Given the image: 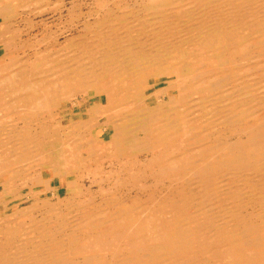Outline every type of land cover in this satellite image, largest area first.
I'll return each mask as SVG.
<instances>
[{"label":"bare ground","instance_id":"6f19581e","mask_svg":"<svg viewBox=\"0 0 264 264\" xmlns=\"http://www.w3.org/2000/svg\"><path fill=\"white\" fill-rule=\"evenodd\" d=\"M138 1L62 46L0 0V264H264V0Z\"/></svg>","mask_w":264,"mask_h":264},{"label":"rangeland","instance_id":"374dc122","mask_svg":"<svg viewBox=\"0 0 264 264\" xmlns=\"http://www.w3.org/2000/svg\"><path fill=\"white\" fill-rule=\"evenodd\" d=\"M24 3H22L21 5H17L15 3H13L12 5H14L15 7L12 8L14 10V12L12 14L9 15V23L11 24L10 26L12 28H22V32H24L23 34L20 33L18 34L19 36L22 35V37L19 38V40L21 41H25L27 39H30V42L32 41H39L41 39V30L44 28V30H52L54 31L55 33V37H56V41H58L60 43V45L63 46V43L65 45V39L66 41L68 40L67 38L70 36V37H73L74 35L78 36L81 34V31L83 32V27H84V24L86 22H93L95 20L98 19V17H102L103 16V13H99L97 14V12L95 10H98V4L97 0H62V2H59L57 3L55 0H44L42 3L41 1L39 2L38 1V6L36 4L31 3V0H23ZM133 1H137L138 2V5H141L142 4H139V1L138 0H131V2ZM26 3H29L26 4ZM57 3V4H56ZM62 3V4H61ZM96 3V4H95ZM25 4V5H24ZM34 4V5H33ZM61 4V5H60ZM82 6H81V5ZM8 5L10 6L11 4L8 3ZM23 5V6H22ZM33 5V7H32ZM74 5L75 8H76V11L71 17L68 16V15H71L69 12H68V9ZM27 6V7H26ZM31 6V7H30ZM79 6V7H78ZM82 8H81V7ZM88 6V8H87ZM11 7V6H10ZM89 7H91L89 9ZM94 8V9H93ZM97 8V9H96ZM21 11H20V10ZM55 9V10H54ZM65 9V10H64ZM81 11H79V10ZM18 10V11H17ZM34 10V11H33ZM60 10V11H59ZM88 10V11H87ZM93 10V11H91ZM25 11V12H24ZM32 11V12H31ZM58 11V12H57ZM23 12V13H22ZM36 12V13H35ZM41 12V13H40ZM48 12V13H47ZM53 12V13H52ZM87 12V13H86ZM92 12V13H91ZM29 13V14H28ZM14 14V15H13ZM19 14L21 15V17L19 16ZM47 14V16H46ZM63 14V15H62ZM66 14V15H65ZM68 14V15H67ZM86 14V15H85ZM94 14V15H93ZM96 14V15H95ZM13 15V16H12ZM23 15V16H22ZM28 15V16H27ZM33 15V16H32ZM53 15V16H52ZM62 15V16H60ZM93 15V16H92ZM100 15V16H99ZM40 16V17H39ZM43 16V17H42ZM87 16V18H86ZM39 17V18H38ZM71 19H70V18ZM74 17H77L78 19H75ZM91 17V18H90ZM32 20H31V19ZM38 20H37V19ZM44 20H43V19ZM53 18V19H52ZM69 18V20L67 19ZM75 20H74V19ZM14 19V20H13ZM36 19V20H35ZM73 19V20H72ZM1 20V18H0ZM13 20V21H12ZM55 20V21H54ZM78 20V21H76ZM91 20V21H89ZM15 21V23H14ZM21 21V22H20ZM32 21V22H31ZM37 23H36V22ZM47 21L49 23H47ZM62 21V23H61ZM69 21V22H68ZM113 23H118L116 22V20H112ZM115 21V22H114ZM118 21V20H117ZM20 22V23H19ZM52 22V23H51ZM74 22V23H73ZM83 22V23H82ZM85 22V23H84ZM14 23V24H13ZM16 23L18 26H16ZM19 23V24H18ZM30 23H31V26H30ZM33 23V24H32ZM59 23V24H58ZM22 26H21V25ZM27 24V26H26ZM36 24V25H35ZM41 24V25H40ZM72 24V25H71ZM14 25V27H13ZM74 25V26H73ZM30 27V28H29ZM38 27V28H37ZM56 27V28H55ZM69 27V28H68ZM29 28V29H27ZM52 28V29H51ZM24 29V31H23ZM29 32H27V30ZM35 29V30H34ZM81 29V30H80ZM43 30V31H44ZM59 30V31H58ZM67 30V31H65ZM71 31V32H70ZM35 32V33H34ZM16 33V32H15ZM29 35H28V34ZM44 33V32H43ZM65 33V34H64ZM72 33V34H71ZM31 34V35H30ZM39 34V35H38ZM79 34V35H78ZM34 35V37H33ZM38 35V36H37ZM69 35V36H67ZM29 36V37H28ZM37 36V39L35 38ZM59 36V37H57ZM67 36V37H66ZM69 37V38H70ZM77 37V38H78ZM36 39V40H35ZM32 41V42H33ZM79 41V40H77ZM62 42V43H61ZM2 47L0 46V54L2 53ZM161 86V87H160ZM166 86V82L165 81H161L160 83H158L156 85V88L157 89H160V88H163ZM171 94L173 92H170ZM92 94V93H91ZM79 98V105L78 107L76 106L75 107V101H76V98L74 100H67L66 103H64L61 108H67V119H69L70 117H72L74 120L76 119H79L81 116H80V113L82 112H85L84 111V107H85V103H84V100L82 99V95H78ZM90 100H88V103H87V106H93L94 104H96L98 102V98L97 97H91L89 98ZM168 97L167 95H162L159 100L160 101H163V100H167ZM67 106V107H66ZM69 112V113H68ZM72 113H74V115H70ZM84 115H86V113H84ZM80 116V117H79ZM105 119V118H104ZM112 126L109 127V129H111ZM110 131V130H109ZM144 158V157H143ZM74 176H70L69 179H73ZM146 179V178H145ZM144 180V178H143ZM150 178L148 177L146 179V183H139V185H145L146 186H150L151 182H150ZM167 184V183H166ZM112 185H115L114 182L112 183ZM71 185H63L61 184V186L59 187V192H58V195H61V196H64L65 193H66V190H67V187H70ZM162 185H160L161 187ZM94 188H97V187H94ZM1 190H2V187L0 185V193H1ZM124 191V190H123ZM122 190H118L117 192V195L118 196H122V198L124 197H127V196H133L135 195V192H131V193H126L125 191L123 192ZM141 191L143 192H138V195H140V197L142 199H145L147 196H148V193L145 189H142ZM145 191V192H144ZM21 194H27L28 193V189H26L25 187L22 188V191H20ZM52 193L48 192V194H43L44 196L48 197V196H51ZM127 194V195H126ZM12 195V196H11ZM43 195H40L38 197V199H42L44 196ZM146 195V196H145ZM1 196V194H0ZM11 198V199H10ZM18 198V197H17ZM8 199V200H7ZM21 199L18 198V199H15L14 198V194H7L6 196H3V197H0V216H2L5 212L7 214H11V213H17V212H20L21 209H22V206L19 205ZM27 201L24 203L26 204ZM18 208V209H17ZM16 209V210H15Z\"/></svg>","mask_w":264,"mask_h":264}]
</instances>
